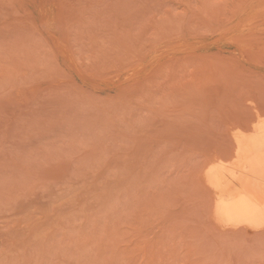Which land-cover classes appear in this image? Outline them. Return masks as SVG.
Listing matches in <instances>:
<instances>
[{"label": "rangeland", "instance_id": "rangeland-1", "mask_svg": "<svg viewBox=\"0 0 264 264\" xmlns=\"http://www.w3.org/2000/svg\"><path fill=\"white\" fill-rule=\"evenodd\" d=\"M259 122L264 0H0V264H264L207 180Z\"/></svg>", "mask_w": 264, "mask_h": 264}, {"label": "bare ground", "instance_id": "bare-ground-1", "mask_svg": "<svg viewBox=\"0 0 264 264\" xmlns=\"http://www.w3.org/2000/svg\"><path fill=\"white\" fill-rule=\"evenodd\" d=\"M234 156L207 179L215 191L218 214L229 224L259 223L264 220V122L243 134Z\"/></svg>", "mask_w": 264, "mask_h": 264}]
</instances>
